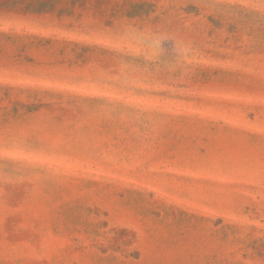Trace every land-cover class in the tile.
Listing matches in <instances>:
<instances>
[{
    "label": "rangeland",
    "instance_id": "374dc122",
    "mask_svg": "<svg viewBox=\"0 0 264 264\" xmlns=\"http://www.w3.org/2000/svg\"><path fill=\"white\" fill-rule=\"evenodd\" d=\"M0 264H264V0H0Z\"/></svg>",
    "mask_w": 264,
    "mask_h": 264
}]
</instances>
